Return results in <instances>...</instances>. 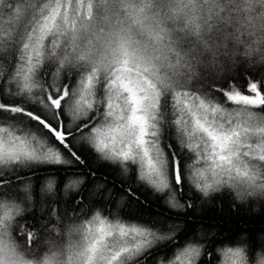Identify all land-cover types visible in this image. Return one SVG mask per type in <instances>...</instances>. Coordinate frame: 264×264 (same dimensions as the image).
Returning a JSON list of instances; mask_svg holds the SVG:
<instances>
[{"label":"snow or ice","instance_id":"6c2138e0","mask_svg":"<svg viewBox=\"0 0 264 264\" xmlns=\"http://www.w3.org/2000/svg\"><path fill=\"white\" fill-rule=\"evenodd\" d=\"M253 55L264 61V0H0V264H140L158 241L176 242L172 226L95 203L28 227L30 177L86 167L84 148L172 208L185 186L264 199V73L198 71ZM83 183L75 172L61 187ZM202 247L190 239L161 264H197ZM218 251L222 264H249L242 247Z\"/></svg>","mask_w":264,"mask_h":264},{"label":"trees","instance_id":"16d2710c","mask_svg":"<svg viewBox=\"0 0 264 264\" xmlns=\"http://www.w3.org/2000/svg\"><path fill=\"white\" fill-rule=\"evenodd\" d=\"M198 71H202L206 78L216 74L218 77L234 76L237 82H242L247 72L264 73V61L253 55L247 63L233 64L222 60L215 67ZM77 148H80L79 144ZM79 154L85 159L86 167L39 166L30 177L32 199L22 204L25 208L23 218L29 228H39L53 208L67 206L70 214L82 216L87 213L88 206L95 203L103 214L116 215L119 210L120 215L133 220L156 221L165 234L172 226L176 242L158 241L138 257L140 264H161L162 257L174 259V251L190 239L203 246L197 264H222L223 257L218 247L224 246L244 248L249 264H259L264 259V199H258L259 194L257 197H240L224 190L205 198L194 188L185 186L184 194L177 195V200L184 207L172 208L164 197L138 182L134 172L123 173L118 164L99 158L87 148ZM75 172L84 176V183L78 188L63 189L61 184L65 175ZM92 172L95 176L91 175ZM50 176L58 180L54 192H42L45 180ZM128 189H132L135 196L130 195ZM78 196L84 198L79 205L76 203ZM189 200L190 208L187 206ZM241 200L247 203H239ZM52 222L56 223L55 217ZM34 247L42 251L38 245Z\"/></svg>","mask_w":264,"mask_h":264}]
</instances>
